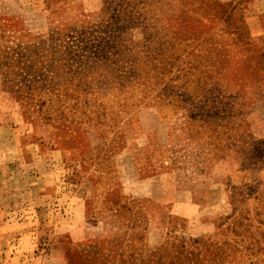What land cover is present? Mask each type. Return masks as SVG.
Returning <instances> with one entry per match:
<instances>
[{
    "label": "rangeland",
    "instance_id": "1",
    "mask_svg": "<svg viewBox=\"0 0 264 264\" xmlns=\"http://www.w3.org/2000/svg\"><path fill=\"white\" fill-rule=\"evenodd\" d=\"M5 50L62 87L0 75V264H264V0H0Z\"/></svg>",
    "mask_w": 264,
    "mask_h": 264
},
{
    "label": "trees",
    "instance_id": "2",
    "mask_svg": "<svg viewBox=\"0 0 264 264\" xmlns=\"http://www.w3.org/2000/svg\"><path fill=\"white\" fill-rule=\"evenodd\" d=\"M15 52L16 54L11 55L6 50L0 51V75L3 89L23 99L33 98L35 93L45 90V88L49 89V91H55V88L61 90L62 86L60 87L52 80H50V84L46 87L44 82H46L47 79H45V77L42 79V76L56 72V68L50 70L48 67L44 66V71L39 74V70L28 64L29 59L27 58V54L24 53L25 51H23V54L21 51ZM21 59H23V67H19L18 70H15L13 67H17ZM52 75L53 74H51V77ZM86 261H89V259Z\"/></svg>",
    "mask_w": 264,
    "mask_h": 264
}]
</instances>
